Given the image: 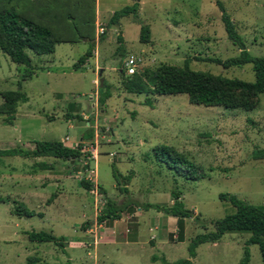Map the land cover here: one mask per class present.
<instances>
[{"label":"rangeland","instance_id":"rangeland-1","mask_svg":"<svg viewBox=\"0 0 264 264\" xmlns=\"http://www.w3.org/2000/svg\"><path fill=\"white\" fill-rule=\"evenodd\" d=\"M132 3L0 1V9L15 6L27 18L59 26L56 34L63 39L53 53L28 50L34 74L26 80L31 66L0 50V103L5 92L20 89L19 81L28 96L14 124L0 115V148L33 149L35 140L83 143L82 155L72 160L19 155L0 160V264H174L180 259L241 264L246 249L249 264H264L259 244H248L250 232H227L218 242L203 243L194 258L189 250L197 235L213 231L216 220L235 212L221 193L264 205V158L256 156L264 149V93L255 109L243 110L192 104L187 94H135L123 87L131 76L123 70L131 54L144 58L140 72L188 64L254 82L252 63L225 67L214 60L241 52L228 35L224 12L250 53L264 56V0H141L137 17L112 24L113 13ZM142 24L149 25L152 43L141 42ZM90 36L94 54L76 68L90 49ZM102 88L111 95L105 106L99 104ZM92 130L94 138L84 140ZM159 145L173 147L206 176H179L158 161L154 149ZM41 161L52 167L36 164ZM83 180L93 188H84ZM174 190L194 212L184 218L183 228L179 217L144 208L147 203L173 206ZM108 199L129 203L118 221L99 220ZM20 203L35 214H13ZM105 227L117 236L111 230L104 234ZM33 230L64 236L65 246L32 241L26 232ZM69 241L82 245L72 247Z\"/></svg>","mask_w":264,"mask_h":264},{"label":"trees","instance_id":"trees-1","mask_svg":"<svg viewBox=\"0 0 264 264\" xmlns=\"http://www.w3.org/2000/svg\"><path fill=\"white\" fill-rule=\"evenodd\" d=\"M2 1V0H0ZM12 2L13 0H8ZM11 4V3H10ZM141 0H133V3L116 10L113 13L111 23L119 24L121 19L130 15L138 16ZM223 20L228 31L229 37L241 46V52L238 56L227 58L226 60L215 59L214 61L223 64L225 67L242 66L248 63L253 64L256 80L254 82L246 81L240 78H231L223 75H216L206 71H199L185 66L161 65L156 68H146L142 72L126 77L123 80V87L127 92L142 94L150 93L157 95H175L187 94L192 104L205 106H224L232 109L253 110L259 103V97L264 93V56H257L250 53L242 38L236 30L234 22L230 16L223 13ZM59 26L47 25L30 18H27L18 12L15 6L0 9V50L7 54L12 61L31 66L29 73L25 74L23 79L31 78L34 74L32 67V58L28 50H33L37 54H49L56 50L57 44L63 41L61 36L57 35ZM121 38V37H120ZM91 46L88 52L75 65L79 68L84 65L88 58L94 54L96 47L93 36H90ZM140 40L143 43H152L151 29L148 24H142ZM124 72H122L123 74ZM19 90L7 91L4 93V100L0 103V115H6V124H14L18 106L21 102L28 101V96L21 90L22 82L19 81ZM110 93L103 88L100 90L99 104L105 106ZM147 103L151 101L147 98ZM78 117L70 116L69 119ZM94 131L92 130L83 139L92 140ZM35 148L28 149L22 147L0 148V160L5 156L19 155L22 157H56L63 160H72L82 155L83 143L76 147L67 146L61 140H35ZM155 155L158 161L165 163L170 169L174 170L179 176L189 180L204 178L206 172L201 171L193 161L185 155L176 151L169 145H159L155 149ZM257 158H264V149L256 154ZM44 169L51 168L52 165L45 161L37 162ZM81 185L86 189H92L94 183L83 180ZM127 191V187L122 189ZM174 205L163 206L160 204L147 203L145 209L154 207L155 209L165 211L168 214L179 217L181 227L183 228L184 218L192 217L194 212L185 207L181 200L179 191L174 190ZM220 198L225 200L236 208L234 213L218 219L214 222L215 229L197 235L190 243L189 250L191 257L196 256V249L199 245L206 242H218L227 232H250L251 237L248 244H259L264 262V205L250 203L239 198L236 194L221 193ZM129 203L118 205L112 200H107L103 215L99 220L106 219L119 220ZM13 214L19 217H31L35 214L27 208L24 203H20L12 210ZM198 219V217H196ZM181 228V229H182ZM28 237L37 242H55L65 246L66 238L56 236L47 231H27ZM250 251L246 249L245 256L241 264H249ZM72 264V263H68ZM174 264H193L191 259H180Z\"/></svg>","mask_w":264,"mask_h":264},{"label":"built area","instance_id":"built-area-1","mask_svg":"<svg viewBox=\"0 0 264 264\" xmlns=\"http://www.w3.org/2000/svg\"><path fill=\"white\" fill-rule=\"evenodd\" d=\"M103 32V31H102ZM144 65V58L141 55L131 54L127 57L125 62V72L128 75H133L139 72L140 68Z\"/></svg>","mask_w":264,"mask_h":264},{"label":"crops","instance_id":"crops-1","mask_svg":"<svg viewBox=\"0 0 264 264\" xmlns=\"http://www.w3.org/2000/svg\"><path fill=\"white\" fill-rule=\"evenodd\" d=\"M97 2H98V0H97ZM61 141H63L64 143H65V141L64 140H61ZM67 146H71V147H73L72 145H70V144H67V143H65ZM71 175H67V177H70ZM62 195H63V193H61ZM118 221V220H117ZM111 230V233H114V231L115 230H113V228H111V227H105V231H104V234H106L107 232L109 233V231ZM91 231V229H89V230H86V233H88V232H90ZM128 234V233H127ZM114 235L115 236H117V234H115L114 233ZM103 236H105V235H103ZM124 236V235H123ZM126 236V235H125ZM69 244L73 247V246H76V245H82L81 244V242H70L69 241Z\"/></svg>","mask_w":264,"mask_h":264},{"label":"water","instance_id":"water-1","mask_svg":"<svg viewBox=\"0 0 264 264\" xmlns=\"http://www.w3.org/2000/svg\"><path fill=\"white\" fill-rule=\"evenodd\" d=\"M102 72H103V69L100 71V74H102ZM103 82H104V79L101 78V85H103Z\"/></svg>","mask_w":264,"mask_h":264}]
</instances>
